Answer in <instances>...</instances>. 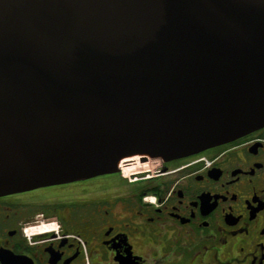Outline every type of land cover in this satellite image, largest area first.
<instances>
[{
  "label": "water",
  "instance_id": "1",
  "mask_svg": "<svg viewBox=\"0 0 264 264\" xmlns=\"http://www.w3.org/2000/svg\"><path fill=\"white\" fill-rule=\"evenodd\" d=\"M263 125L264 0H0V195Z\"/></svg>",
  "mask_w": 264,
  "mask_h": 264
},
{
  "label": "flooded vegetation",
  "instance_id": "2",
  "mask_svg": "<svg viewBox=\"0 0 264 264\" xmlns=\"http://www.w3.org/2000/svg\"><path fill=\"white\" fill-rule=\"evenodd\" d=\"M190 154L0 195V264H264V125Z\"/></svg>",
  "mask_w": 264,
  "mask_h": 264
},
{
  "label": "rangeland",
  "instance_id": "3",
  "mask_svg": "<svg viewBox=\"0 0 264 264\" xmlns=\"http://www.w3.org/2000/svg\"><path fill=\"white\" fill-rule=\"evenodd\" d=\"M46 190H49V186L47 187V189ZM41 223V225H38V226H34V227H44V228H49V221H43V222H40ZM28 227H32V226H28ZM34 227H32V228H34ZM51 229H53V228H50L49 230H51ZM49 230L47 231V232H49Z\"/></svg>",
  "mask_w": 264,
  "mask_h": 264
},
{
  "label": "built area",
  "instance_id": "4",
  "mask_svg": "<svg viewBox=\"0 0 264 264\" xmlns=\"http://www.w3.org/2000/svg\"><path fill=\"white\" fill-rule=\"evenodd\" d=\"M123 159H125V158H123ZM123 159L121 160V162H120V167L122 168V162H123ZM31 229H32V227H28L27 229H26V233H27V235L30 237V235H31V233H30V231H31Z\"/></svg>",
  "mask_w": 264,
  "mask_h": 264
},
{
  "label": "bare ground",
  "instance_id": "5",
  "mask_svg": "<svg viewBox=\"0 0 264 264\" xmlns=\"http://www.w3.org/2000/svg\"><path fill=\"white\" fill-rule=\"evenodd\" d=\"M130 158V156L129 157H125V159H123V162H125V160H128ZM134 158H139V155H134ZM143 158V157H142ZM130 161V160H129ZM122 162V163H123ZM141 162V161H140ZM124 165V164H123ZM130 166V165H129ZM125 167V166H124ZM123 167V168H124ZM48 230H49V228H47ZM48 230H46V231H48Z\"/></svg>",
  "mask_w": 264,
  "mask_h": 264
}]
</instances>
